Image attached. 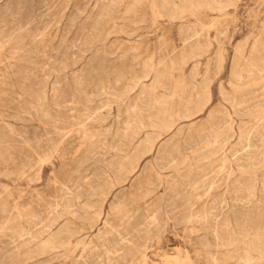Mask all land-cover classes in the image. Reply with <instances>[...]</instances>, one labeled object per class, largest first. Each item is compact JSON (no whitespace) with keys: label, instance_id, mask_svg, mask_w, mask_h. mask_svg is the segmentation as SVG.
I'll list each match as a JSON object with an SVG mask.
<instances>
[{"label":"rangeland","instance_id":"rangeland-1","mask_svg":"<svg viewBox=\"0 0 264 264\" xmlns=\"http://www.w3.org/2000/svg\"><path fill=\"white\" fill-rule=\"evenodd\" d=\"M135 1L0 0V264H264V0Z\"/></svg>","mask_w":264,"mask_h":264},{"label":"bare ground","instance_id":"bare-ground-1","mask_svg":"<svg viewBox=\"0 0 264 264\" xmlns=\"http://www.w3.org/2000/svg\"><path fill=\"white\" fill-rule=\"evenodd\" d=\"M132 1H133V0H132ZM136 1H137V0H136ZM136 1H135V2H136ZM211 1H212V0H211ZM217 1H218V0H217ZM229 1H230V0H229ZM122 2H123V1H122ZM135 2H134V3H135ZM183 2H184V1H183ZM188 2H189V1H188ZM209 2H210V1H209ZM221 2H222V1H221ZM191 3H192V2H191ZM191 3H190V4H191ZM199 3H200V2H199ZM205 3H206V2H205ZM205 3L200 4V6H202V5L205 4ZM211 3H212V2H211ZM68 4H69V2H68ZM135 4H137V3H135ZM159 4H160V3H159ZM171 4H172V3H171ZM226 4H228V3H226ZM191 5H192V4H191ZM194 5H195V4H193V7H195ZM197 5H199V4H197ZM212 5H213V3H212ZM216 5H217V4H216ZM222 5H223V4H222ZM127 6H129V5H127ZM132 6H133V5H132ZM132 6H131V7H132ZM184 6H185V5H184ZM188 6H189V5H188ZM213 6H214V5H213ZM228 6H229V5H228ZM105 7H106V6H105ZM129 7H130V6H129ZM193 7H192V8H193ZM215 7H218V6H215ZM110 8H111V7H110ZM177 8H178V7H177ZM189 8H190V7H189ZM198 8H199V7H198ZM168 9H169V8H168ZM50 10H51V9H50ZM85 10H86V9H85ZM128 10H129V8H128ZM133 10H134V9H133ZM208 10H209V9H208ZM63 12H64V11H63ZM100 12H101V11H100ZM105 12H106V11H105ZM180 12H181V11H180ZM176 13H177V12H176ZM60 14H61V13H60ZM101 15H102V14H101ZM175 15H176V14H175ZM61 16H62V15H61ZM178 16H179V15H178ZM97 17H98V16H97ZM104 17H106V16H104ZM172 17H173V16H172ZM108 18H109V17H108ZM174 18H175V17H174ZM55 22H56V21H55ZM59 23H60V22H59ZM98 23H99V22H98ZM205 27H206V26H205ZM205 29H206V28H205ZM17 31H18V30H17ZM120 32H121V31H120ZM111 33H112V32H111ZM13 34H14V33H13ZM67 34H68V33H67ZM98 36H99V35H98ZM91 37H92V36H91ZM20 38H21V37H20ZM14 39H15V38H14ZM95 39H96V38H95ZM246 39H247V38H246ZM0 40H1V39H0ZM9 40H10V39H9ZM193 40H194V39H193ZM217 40H218V39H217ZM1 41H3V40H1ZM33 41H34V40H33ZM42 41H45V40H42ZM42 41H41V42H42ZM5 43H6V42H5ZM1 44H2V43H1ZM35 44H36V43H35ZM80 44H81V43H80ZM217 44H218V43H217ZM6 45H7V44H6ZM61 45H62V44H61ZM182 45H183V44H182ZM14 46H15V45H14ZM193 46H194V45H193ZM205 46H206V45H205ZM22 47H23V46H22ZM197 47H198V46H197ZM0 48H1V47H0ZM47 48H48V47H47ZM205 48H206V47H205ZM30 49H31V48H30ZM5 50H6V49H5ZM23 50H24V49H23ZM27 50H28V49H27ZM51 51H52V50H51ZM51 51H50V52H51ZM100 51H101V50H100ZM218 51H219V50H218ZM0 52H1V51H0ZM29 52H30V51H29ZM1 53H2V52H1ZM79 53H80V52H79ZM40 54H41V53H40ZM153 54H154V53H153ZM12 55H13V54H12ZM27 55H28V54H27ZM86 55H87V54H86ZM112 55H114V54H112ZM2 57H3V56H2ZM12 57H13V56H12ZM35 57H36V56H35ZM35 57H34V58H35ZM34 58H33V59H34ZM42 58H43V57H42ZM47 58H48V57H47ZM161 58H162V57H161ZM236 58H237V57H236ZM159 59H160V58H159ZM16 60H17V59H16ZM137 60H138V59H137ZM148 60H149V59H148ZM27 61H28V60H27ZM180 61H181V60H180ZM239 61H240V60H239ZM150 62H151V61H150ZM215 62H216V61H215ZM261 63H262V62H261ZM151 64H152V63H151ZM250 64H251V63H250ZM245 65H246V64H245ZM8 66H9V65H8ZM16 66H17V65H16ZM40 66H41V65H40ZM146 66H147V65H146ZM220 66H221V65H220ZM253 66H255V65L253 64ZM263 66H264V65H263ZM174 67H175V66H174ZM247 67H248V66H247ZM261 67H262V66H261ZM30 68H31V67H30ZM244 68H245V67H244ZM26 69H27V68H26ZM64 70H65V69H64ZM104 70H105V69H104ZM77 71H78V70H77ZM253 71H254V70H253ZM255 71H256V70H255ZM24 72H25V71H24ZM153 72H154V71H153ZM191 72H192V71H191ZM231 72H232V71H231ZM237 72H239V71H237ZM60 73H61V72H60ZM103 73H104V72H103ZM196 73H197V72H196ZM205 73H208V72H205ZM244 73H245V72H244ZM218 74H219V72H218ZM109 75H110V74H109ZM157 75H158V74H157ZM75 76H76V75H75ZM194 76H195V75H194ZM205 76H206V75H205ZM233 76H234V75H233ZM145 77H146V76H145ZM158 77H160V76H158ZM158 77H157V79H158ZM1 78H2V77H1ZM194 78H195V77H194ZM155 79H156V78H155ZM81 81H82V80H81ZM99 82H100V81H99ZM158 83H159V82H158ZM181 83H182V82H181ZM204 83H206V82H204ZM208 83H209V81H208ZM55 84H56V83H55ZM45 85H46V84H45ZM153 85H155V84H153ZM153 85H152V86H153ZM109 86H110V85H109ZM191 86H192V85H191ZM94 87H95V86H94ZM116 87H117V86H116ZM153 87H154V86H153ZM153 87H152V88H153ZM177 87H178V86H177ZM179 87H181V85H179ZM101 88H102V87H101ZM219 88H220V87H219ZM134 89H135V88H134ZM50 90H51V89H50ZM103 90H104V89H103ZM206 90H207V89H206ZM223 90H224V89H223ZM223 90H222V91H223ZM144 91H145V90H144ZM152 91H153V89H152ZM146 92H147V91H146ZM242 93H243V92H242ZM253 93H254V92H253ZM1 95H2V94H1ZM38 95H39V94H38ZM121 95H122V94H121ZM143 95H144V94H143ZM220 95H221V94H220ZM66 96H67V95H66ZM73 96H74V95H73ZM107 96H108V95H107ZM257 96H258V95H257ZM27 97H28V96H27ZM163 97H164V96H163ZM166 97H167V96H166ZM192 97H193V96H192ZM208 97H209V96H208ZM208 97H207V98H208ZM233 97H235V96H233ZM253 97H254V96H253ZM34 98H35V97H34ZM168 98H169V97H168ZM254 98H255V97H254ZM209 99H210V98H209ZM209 99H208V100H209ZM33 100H34V99H33ZM42 100H43V99H42ZM60 100H61V99H60ZM119 100H120V99H119ZM144 100H145V99H144ZM160 100H161V99H160ZM167 100H169V99H166V101H167ZM186 100H187V99H186ZM188 100H189V99H188ZM190 100H191V99H190ZM208 100H206V101L208 102ZM227 100H228V99H227ZM263 100H264V99H263ZM45 101H46V100H45ZM65 101H66V100H65ZM36 102H37V101H36ZM36 102H35V103H36ZM188 102H189V101H188ZM197 102H198V101H197ZM203 102H204V101H203ZM240 102H241V101H240ZM245 102H246V101H245ZM256 102H257V101H256ZM258 102H260V100H259ZM71 103H72V102H71ZM85 103H86V102H85ZM154 103H155V101H154ZM156 103H158V102H156ZM163 103H164V102H163ZM167 103H168V102H167ZM190 103H191V102H190ZM234 103H235V102H234ZM253 103H254V102H253ZM253 103H252L251 105H253ZM104 104H105V103H104ZM107 104H108V103H107ZM159 104H160V103H159ZM182 104H184V103H182ZM194 104H195V103H194ZM52 105H53V104H52ZM90 105H91V104H90ZM164 105H165V104H164ZM166 105H167V104H166ZM184 105H187V104H184ZM199 105H200V104H199ZM170 106H172V103L170 104ZM235 106H236V105H235ZM239 106H240V105H239ZM163 107H164V106H163ZM167 107H168V106H167ZM185 107H186V106H185ZM187 107H188V106H187ZM201 107H202V106H201ZM255 107H256V106H255ZM33 108H34V107H33ZM84 108H85V107H84ZM92 108H93V107H92ZM164 109H165V107H164ZM186 109H187V108H186ZM201 109H202V108H200L199 110L201 111ZM226 109H227V108H226ZM243 109H244V108H243ZM253 109H254V108H253ZM74 110H75V109H74ZM157 110H159V109H157ZM157 110H155V111H157ZM189 110H190V109H189ZM257 110H258V109H257ZM140 111H141V110H140ZM140 111H139V112H140ZM227 111H228V109H227ZM236 111H238V110H236ZM76 112H77V111H76ZM252 112H254V110H253ZM66 113H67V112H66ZM183 113H184V111H183ZM208 113H209V112H208ZM234 113H235V112H234ZM83 114H84V113H83ZM159 114H160V113H159ZM159 114L157 113V115H159ZM216 114H217V113H216ZM36 115H37V114H36ZM88 115H89V114H88ZM152 115H153V114H152ZM164 115H165V114H164ZM182 115H184V114H182ZM182 115H181V116H182ZM190 115H192V113H188V114L186 113V116L189 117ZM66 116H67V115H66ZM85 116H86V114H85ZM93 116H94V115H93ZM97 116H98V115H97ZM100 116H101V115H100ZM134 116H135V115H134ZM153 116H155V115H153ZM217 116H218V115H217ZM87 117H88V116H87ZM98 117H99V116H98ZM98 117H97V118H98ZM141 117H142V116H141ZM184 117H185V116H184ZM188 117H187V118H188ZM210 117H211V116H210ZM213 117H214V116H213ZM213 117H212V118H213ZM227 117L230 118V115L227 116ZM99 118H100V117H99ZM99 118H98V119H99ZM161 118H162V117H161ZM166 118H167V117H166ZM180 118H181V117H180ZM13 119H14V118H13ZM91 119H94V118H91ZM147 119H148V118H147ZM157 119H159V118H157ZM162 119H163V118H162ZM78 120H79V119H78ZM134 120H135V119H134ZM159 120H160V119H159ZM222 120H223V119H222ZM222 120H221V121H222ZM226 120H227V119H226ZM96 121H97V119H96ZM128 121H129V120H128ZM137 121H138V119H137ZM149 121H150V120H149ZM155 121H156V120H155ZM170 121H171V123H172V120H170ZM228 121H229V120H228ZM231 121H232V120H231ZM263 121H264V120H263ZM97 122H98V121H97ZM99 122H100V121H99ZM161 122H162V121H161ZM223 122H224V121H223ZM233 122H234V121H233ZM243 122H244V121H243ZM64 123H65V122H64ZM92 123H93V122H92ZM126 123H127V122H126ZM134 123H135V121H134ZM147 123H148V122H147ZM154 123H155V122H154ZM163 123H164V122H163ZM171 123H170V124H171ZM175 123H176V122H175ZM217 123H218V122H217ZM65 124H66V123H65ZM93 124H94V123H93ZM131 124H132V123H131ZM166 124H167V123H166ZM170 124H169V125H170ZM173 124H174V122L172 123V125H173ZM218 124H219V123H218ZM242 124H243V123H242ZM262 124H263V123H262ZM128 125H129V124H128ZM150 125H151V123H150ZM222 125H223V124H222ZM228 125H230V124H228ZM2 126H3V125H2ZM126 126H127V125H126ZM129 126H130V125H129ZM131 126H133V125H131ZM145 126H146V125H145ZM223 126H224V125H223ZM223 126H222V127H223ZM225 126H226V125H225ZM225 126H224V127H225ZM246 126H247V125H246ZM246 126H245V127H246ZM252 126H253V125H252ZM77 127H78V126H77ZM133 127H137V125H136V126H133ZM139 127H140V126H139ZM152 127H153V126H152ZM156 127H157V126H156ZM226 127H227V126H226ZM226 127H225V128H226ZM245 127H244V128H245ZM256 127H257V126H256ZM262 127H263V126H262ZM126 128H127V127H126ZM137 128H138V127H137ZM137 128H136V129H137ZM154 128H155V127H154ZM162 128H163V127H162ZM177 128H178V127H177ZM209 128H211V127H209ZM225 128H224V129H225ZM227 128H228V127H227ZM227 128H226V129H227ZM53 129H54V128H53ZM133 129H134V128H133ZM136 129H135V130H136ZM138 129H139V128H138ZM156 129H157V128H156ZM158 129H159V128H158ZM158 129H157V130H158ZM180 129H181V128H180ZM180 129H179V130H180ZM232 129H233V128H232ZM232 129H230V130H232ZM257 129H259V128H257ZM206 130H207V129H206ZM206 130H205V132H206ZM208 130H209V129H208ZM208 130H207V131H208ZM211 130H212V129H211ZM250 130H251V129H250ZM250 130H249V131H250ZM252 130H253V129H252ZM254 130H255V129H254ZM130 131H132V129H131ZM160 131H161V130H160ZM162 131H163V130H162ZM215 131H216V130H215ZM259 131H261V130H259ZM59 132H60V131H59ZM91 132H92V131H91ZM96 132H97V131H96ZM132 132H133V131H132ZM138 132H139V131H138ZM163 132H164V131H163ZM221 132H223V131H221ZM227 132L229 133V131H227ZM227 132H226V133H227ZM245 132H246V131H245ZM247 132H248V131H247ZM251 132H253V131H251ZM251 132H250V133H251ZM255 132H257V131H255ZM86 133H87V132H86ZM86 133H85V134H86ZM89 133H90V131H89ZM92 133H93V132H92ZM135 133H136V132H135ZM199 133H200V132H199ZM202 133H203V132H202ZM209 133H210V132H209ZM214 133H215V132H214ZM228 133H227V134H228ZM248 133H249V132H248ZM81 134H82V133H81ZM115 134H116V133H115ZM126 134H127V132H126ZM128 134H129V132H128ZM148 134H151V133H148ZM152 134H153V133H152ZM156 134H157V133H156ZM210 134H211V133H210ZM210 134H209V135H210ZM242 134H243V133H242ZM242 134H241V135H242ZM244 134H246V133H244ZM244 134H243V135H244ZM254 134H256V133H254ZM49 135H50V134H49ZM83 135H84V133H83ZM88 135H89V134H88ZM99 135H100V134H99ZM120 135H121V134H120ZM131 135H132V134H131ZM146 135H147V134H146ZM146 135H145V136H146ZM157 135H158V134H157ZM211 135H212V134H211ZM243 135H242V136H243ZM258 135H259V137H260V134H258ZM258 135H256L255 137H258ZM94 136H96V135H94ZM107 136H108V135H107ZM114 136H115V135H114ZM133 136H134V135H132V137H133ZM217 136H218V134H217ZM217 136H215V137H217ZM223 136H226V135L223 134ZM232 136H233V135H232ZM248 136H250V134H248ZM97 137H98V136H97ZM123 137H125V136H123ZM123 137H122L121 139H124ZM147 137H149V136L147 135ZM150 137H151V135H150ZM190 137H191V136H190ZM193 137H194V136H193ZM196 137H197V136H196ZM199 137H200V136H199ZM213 137H214V136H213ZM215 137H214V138H215ZM245 137H246V135H245ZM87 138H88V137H87ZM92 138H93V137H92ZM129 138H130V137H129ZM129 138H128V139H129ZM151 138H152V137H151ZM201 138H202V137H201ZM203 138H204V137H203ZM218 138H219V137H218ZM89 139H90V138H89ZM131 139H132V138H131ZM157 139H158V138H157ZM189 139H190V138H189ZM191 139H192V138H191ZM191 139H190V141H191ZM196 139H197V138H196ZM215 139H216V138H215ZM220 139H221V138H220ZM239 139H240V138H238V140H239ZM243 139H244V138H243ZM247 139H248V138H247ZM254 139H255V138H254ZM257 139H258V138H257ZM145 140H146V139H145ZM183 140H184V139H183ZM193 140H194V139H193ZM213 140H214V139H213ZM221 140H222V139H221ZM227 140H228V139H227ZM248 140H250V139H248ZM248 140H247V141H248ZM92 141H94V138L92 139ZM115 141H116V139H115ZM121 141H122V140H121ZM128 141H129V140H128ZM130 141H131V140H130ZM130 141H129V142H130ZM141 141H142V140H141ZM154 141H156V139H154ZM217 141H219V139H218ZM225 141H226V140H225ZM250 141H251V140H250ZM262 141H263V140H262ZM131 142H132V141H131ZM143 142H144V141H143ZM165 142H166V141H165ZM188 142H189V141H188ZM188 142H187V143H188ZM192 142H193V141H192ZM192 142H191V143H192ZM88 143H89V141H88ZM88 143H87V144H88ZM118 143H119V142H118ZM125 143H126V142H125ZM194 143H195V142H194ZM197 143H198V142H197ZM197 143H196L195 145H197ZM227 143H228V142H227ZM234 143H235V142H234ZM245 143H246V142H245ZM249 143H250V142H249ZM89 144H90V143H89ZM93 144L95 145V143H93ZM192 144H193V143H192ZM192 144H191V145H192ZM205 144H206V143H205ZM213 144H214V141H213ZM215 144H216V143H215ZM223 144H224V143H223ZM251 144H252V143H250V145H251ZM124 145H125V144H124ZM127 145H128V144H127ZM139 145H140V144H139ZM139 145H138V147H139ZM141 145H143V144H141ZM141 145H140V146H141ZM175 145H177V144H175ZM199 145H201V144L199 143ZM199 145H198V147H200ZM224 145H225V144H224ZM224 145H223V146H224ZM117 146H118V145H117ZM121 146H122V145H121ZM153 146H154V143L151 142V140H150V142H149V149H153V148H152ZM173 146H174V145H173ZM173 146H172V147H173ZM213 146H214V145H213ZM213 146H212V147H213ZM221 146H222V145H221ZM240 146H241V145H240ZM252 146H253V145H252ZM252 146H251V147H252ZM29 147H30V146H29ZM88 147H89V146H88ZM124 147H125V146H124ZM124 147H123V148H124ZM130 147H131V146H130ZM175 147H176V146H175ZM193 147H194V146H193ZM195 147H196V146H195ZM198 147H197V148H198ZM203 147H205V146H203ZM247 147H248V145H247ZM55 148H56V147H55ZM116 148H117V147H116ZM116 148H115V149H116ZM118 148H119V147H118ZM140 148H141V147H140ZM145 148H146V147H145ZM191 148H192V147H191ZM219 148H221V147H219ZM236 148H237V147H236ZM245 148H246V147H245ZM53 149H54V148H53ZM119 149H120V148H119ZM121 149H122V148H121ZM137 149H139V148H137ZM143 149H144V147H143ZM175 149H176V148H175ZM178 149H179V148H178ZM194 149H195V148H194ZM204 149H205V148H204ZM234 149H235V148H234ZM126 150H129V149H126ZM139 150H140V149H139ZM145 150H146V149H145ZM176 150H177V149H176ZM179 150H180V149H179ZM191 150H193V149H191ZM201 150H202V149H201ZM219 150H220V149H219ZM245 150H246V149H245ZM254 150H256V149H254ZM261 150H262V149H261ZM98 151H99V150H98ZM102 151H103V150H102ZM117 151H118V149H117ZM132 151H133V150H132ZM149 151H150V150H149ZM177 151H178V150H177ZM257 151H258V150H257ZM259 151H260V150H259ZM114 152H115V151H114ZM125 152H126V151H125ZM241 152H242V151H241ZM248 152H249V151H248ZM32 153H33V152H32ZM134 153H135V151H134ZM141 153H142V152H141ZM195 153H196V152H195ZM206 153H208V151H207ZM234 153H236V152L234 151L233 154H234ZM239 153H240V152H239ZM245 153H246V152H245ZM261 153H262V152H261ZM40 154H41V153H40ZM120 154H121V153H120ZM122 154H124V153H122ZM125 154H126V153H125ZM135 154H137V153H135ZM138 154H139V153H138ZM146 154H147V152H146ZM231 154H232V153H231ZM251 154H252V153H251ZM114 155H115V154H114ZM116 155H117V154H116ZM129 155H130V154H129ZM243 155H244V154H242V156H243ZM259 155H260V154H259ZM259 155H258V156H259ZM131 156H132V155H131ZM212 156H214V155H212ZM223 156H224V155H223ZM223 156H222V158L220 159V166H221V167L225 165V164H224V157H223ZM235 156H236V155H235ZM242 156H239V157L241 158ZM255 156H256V155H255ZM263 156H264V155H263ZM121 157H122V156H121ZM209 157H210V156H209ZM214 157H215V156H214ZM237 157H238V156H237ZM248 157H250V156H248ZM251 157H252V155H251ZM30 158H32V157H30ZM122 158H123V157H122ZM129 158H130V157H129ZM129 158H128V159H129ZM226 158H228V157H226ZM233 158H234V156L232 157V159H233ZM9 159H10V158H9ZM42 159H43V158H42ZM118 159H119V158H118ZM218 159H219V158H218ZM238 159H239V158H238ZM250 159H252V158H250ZM43 160H44V159H43ZM119 160H120V159H119ZM131 160H132V159H131ZM229 160H230V159H229ZM247 160H248V158H247ZM115 161H116V159H115ZM123 161H125V160H123ZM249 161H250V160H249ZM112 162H114V161H112ZM118 162H119V161H118ZM129 162H130V161H129ZM234 162H235V161H234ZM247 162H248V161H247ZM259 162H260V161H259ZM259 162H258V164H261V163H259ZM125 163L130 164V163H128V162H125ZM132 163H133V162H132ZM212 163H213V162H212ZM218 163H219V162H218ZM226 163H227V162H226ZM228 163H229V162H228ZM236 163H237V162H236ZM241 163H242V162H241ZM245 163H246V161H245ZM254 163H255V162H254ZM114 164H116V162H114ZM127 164H126V165H127ZM137 164H138V162L136 161L135 163L131 164L132 166H131L130 168H125L123 165H121V166L119 165V166L122 168V172L125 171V172H124L125 174H124V177H123L122 180H125V179L129 176L128 174H129L132 170H134V169L137 167ZM249 164H250V163H249ZM126 165H125V166H126ZM194 165H195V164H194ZM197 165H198V164H197ZM230 165H231V164H230ZM256 165H257V164H256ZM108 166H109V165H108ZM225 166H227V165H225ZM234 166H235V165H234ZM257 166H258V165H257ZM202 167H203V166H202ZM230 167H232V166H230ZM244 167H245V165H244ZM105 168H107V167H105ZM212 168H213V167H212ZM238 168H239V167H238ZM241 168H243V167H241ZM245 168H246V167H245ZM249 168H250V165H249ZM254 168H255V167H254ZM108 169H110V168H108ZM196 169H197V168H196ZM98 170H99V169H98ZM102 170H103V169H102ZM112 170H114V169H112ZM112 170H111V171H112ZM203 170H205V169H203ZM100 171H101V170H100ZM107 171H108V170H107ZM117 171H118V170H117ZM194 171H195V170H194ZM197 171H198V170H197ZM250 171H252V170H250ZM255 171H256V170H255ZM37 172H38V171H37ZM97 172H98V171H97ZM103 172H104V171H103ZM109 172H110V171H109ZM198 172H199V171H198ZM202 172H203V171H202ZM218 172H219V171H218ZM95 173H96V172H95ZM110 173H111V172H110ZM192 173H193V172H192ZM199 173H200V172H199ZM230 173H231V172L227 171V173H226L227 178H228V176H230ZM189 174L191 175V173H189ZM222 174H223V173H222ZM212 175H213V174H212ZM217 175H218V174H217ZM36 176H37V175H36ZM100 176H101V175H100ZM117 176H118V173H117ZM207 176H208V175H207ZM29 177H30V176H29ZM94 177H95V176H94ZM118 177H119V176H118ZM118 177H117V178H118ZM187 177H188V176H187ZM193 177H194V176H193ZM230 177H231V176H230ZM256 177H257V176H256ZM263 177H264V176H263ZM147 178H149V177H147ZM147 178H146V179H147ZM189 178H191V177H189ZM194 178H195V177H194ZM198 178H199V177H198ZM198 178L196 177V179H198ZM92 179H93V178H92ZM100 179H101V178H100ZM100 179H98V180H100ZM103 179H104V177H103ZM103 179H102V180H103ZM108 179H109V178H108ZM146 179H145V180H146ZM192 179H193V178H192ZM224 179H225V178H224ZM228 179H229V178H228ZM249 179H250V178H249ZM249 179H247V180H249ZM252 179H253V178H252ZM255 179H256V178H255ZM89 180H90V179H89ZM114 180H115V179H114ZM186 180H187V179H186ZM201 180H202V179H201ZM261 180H262V178H261ZM139 181H140V180H139ZM147 181H148V180H147ZM188 181H189V180H188ZM225 181H226V180H225ZM236 181H237V180H236ZM250 181H251V180H250ZM252 181H254V180H252ZM51 182H52V181H51ZM90 182H91V180H90ZM90 182H88V183H90ZM99 182H100V181H99ZM182 182H183V181H182ZM220 182H221V181H220ZM254 182H255V181H254ZM256 182H257V181H256ZM262 182H263V181H262ZM262 182H261V183H262ZM69 183H70V182H69ZM116 183H118V182H116ZM185 183H187V181H186ZM185 183H184V184H185ZM244 183H245V182H244ZM244 183H243V184H244ZM85 184H86V182H85ZM112 184H113L112 181H107V182H105L102 186L99 185L100 187H99V189H98V192H99V195H100L103 199H105L106 195L108 194V192H109V190H110V187H112ZM175 184H176V183H175ZM177 184H178V183H177ZM179 184H180V183H179ZM182 184H183V183H182ZM190 184H191V183H190ZM237 184H239V183H237ZM241 184H242V183H241ZM247 184H249V183H247ZM145 185H146V184H145ZM224 185H225V184H224ZM232 185H233V184H232ZM244 185H245V184H244ZM251 185H252V184H251ZM84 186H85V185H84ZM92 186H94V184H93ZM167 186H168V185H167ZM177 186H178V185H177ZM227 186H228V185H227ZM227 186H226V188H227ZM230 186H231V185H230ZM234 186H235V185H234ZM246 186H247V185H246ZM248 186H249V185H248ZM262 186H263V184H262ZM77 187H78V186H77ZM94 187H95V186H94ZM138 187H140V186H138ZM141 187H142V186H141ZM241 187H242V186H241ZM252 187H255V186H252ZM64 188H65V187H64ZM80 188H81V186H80ZM170 188H171V187H170ZM226 188H225V189H226ZM238 188H239V187H238ZM238 188H237V189H238ZM250 188H251V186H250ZM261 188H264V187H261ZM261 188H260V189H261ZM85 189H86V188H85ZM85 189H84L83 191H85ZM172 189H174V188H172ZM227 189H228V188H227ZM234 189H235V188H234ZM87 190H88V189H87ZM87 190H86V191H87ZM90 190H91V189H90ZM230 190H231V189H230ZM86 191H85V192H86ZM138 191H139V190H138ZM239 191H240V190H239ZM248 191H249V190H248ZM77 192H78V190H77ZM87 192H88V191H87ZM90 192H91V191H90ZM92 192H93V191H92ZM228 192H229V191H228ZM235 192H236V191H235ZM235 192H233V193H235ZM254 192H255V191H254ZM64 193H65V192H64ZM69 193H70V192H69ZM75 193H76V192H75ZM81 193H82V192H81ZM204 193H205V192H204ZM239 193H240V192H239ZM241 193H242V192H241ZM243 193H244V195H248L247 192H244V191H243ZM245 193H246V194H245ZM262 193H263V192H262ZM76 194H77V193H76ZM79 194H80V193H79ZM87 194H88V193H87ZM91 194H92V193H91ZM254 194H255V193H254ZM254 194H253V195H254ZM64 195H65V194H64ZM66 195H67V194H66ZM82 195H83V194H82ZM144 195H145V194H144ZM228 195H229V194H228ZM255 195H256V194H255ZM261 195H262V194H261ZM261 195H260V196H261ZM89 196H90V195H89ZM89 196H88V197H89ZM235 196H236V195H235ZM73 197H74V196H73ZM93 197H94V196H93ZM98 197H99V196H98ZM232 197L234 198V196H232ZM242 197H243V196H242ZM252 197H253V196H252ZM252 197H251V198H252ZM69 198H70V197H69ZM82 198H83V197H82ZM223 198H224V197H223ZM247 198H248V197H247ZM260 198L263 200L262 197H260ZM58 199H59V198H58ZM67 199H68V198H66V200H67ZM71 199H72V198H71ZM71 199H70V200H71ZM76 199H77V198H76ZM214 199H215V198H214ZM239 199H240V198H239ZM245 199H246V198H245ZM62 200L65 201L64 198H63ZM77 200H79V198H78ZM83 200H84V199H83ZM191 200H192V199H191ZM233 200H234V199H233ZM248 200H249V199H248ZM72 201H73V199H72ZM84 201H85V200H84ZM93 201H94V200H93ZM189 201H190V200H189ZM245 201H246V200H245ZM250 201H251V200H250ZM260 201H261V200H260ZM242 202H243V201H242ZM258 202H259V198H258ZM58 203H59V202H58ZM58 203H57V205H58ZM60 203H61V202H60ZM84 203H85V202H84ZM190 203H191V202H190ZM192 203H193V202H192ZM213 203H214V202H213ZM249 203L251 204V202H248V204H249ZM263 203H264V202H263ZM73 204H74V203H73ZM85 204H87V203H85ZM193 204H194V203H193ZM203 204H204V203H203ZM203 204H202V205H203ZM231 204H234V203H231ZM242 204H243V203H242ZM255 204H256V203H255ZM258 204H259V203H258ZM14 205H15V204H14ZM57 205H56V206H57ZM71 205H72V203L69 202V201L66 202V203H64L63 209L65 210V212L67 211V213H68L69 210H71V209H70V208H71V207H70ZM82 205H83V204H82ZM202 205H201V207L204 206V205H203V206H202ZM237 205H238V204H237ZM253 205H254V204H253ZM58 206H59V205H58ZM61 206H62V205H61ZM76 206H77V205H76ZM79 206L81 207V205H79ZM83 206H84V205H83ZM189 206H191V205H189ZM205 206H206V204H205ZM233 206H234V205H233ZM248 206H249V205H248ZM255 206H256V205H255ZM255 206H254V207H255ZM260 206H261V205H260ZM77 207H78V206H77ZM85 207H86V206H85ZM201 207H200V208H201ZM206 207H207V206H206ZM209 207H210V206H209ZM231 207H232V206H231ZM236 207H237V206H236ZM240 207H241V206H240ZM252 207H253V206H252ZM258 207H259V205H258ZM258 207H257V208H258ZM262 207H263V206H262ZM220 208H221V207H220ZM222 208H223V207H222ZM232 208H233V207H232ZM250 208H251V207H250ZM257 208H256V209H257ZM78 209H79V208H78ZM81 209H82V208H81ZM81 209H80V210H81ZM87 209H88V208H87ZM191 209H192V208H191ZM207 209H208V207H207ZM248 209H249V207H248ZM261 209H262V208H261ZM263 209H264V208H263ZM61 210H62V209H61ZM61 210H60V211H61ZM197 210H198V209H197ZM204 210H205V209H204ZM214 210H215V209H214ZM229 210H230V209H229ZM234 210H235V208H234ZM249 210H250V209H249ZM58 211H59V209H58ZM60 211H59V212H60ZM88 211H89V209H88ZM147 211H148V210H147ZM199 211H201V210H199ZM207 211H209V210H207ZM224 211H225V210H224ZM255 211H256V210H255ZM258 211H261V210H258ZM61 212H63V210H62ZM196 212H197V211H196ZM201 212H204V211H201ZM218 212H219V211H218ZM227 212H229V211L227 210ZM227 212H226V213H227ZM237 212H238V211H236V213H237ZM240 212H242V211H239V213H240ZM252 212H254V211L252 210ZM262 212H263V211H262ZM74 213H75V212H74ZM76 213H77V212H76ZM76 213H75V215H76ZM94 213H95V212H94ZM188 213H189V211H188ZM190 213H192V212L190 211ZM199 213H200V212H199ZM199 213H197V214H199ZM222 213H224V212L222 211ZM231 213H232V212H231ZM242 213H243V212H242ZM254 213H255V212H254ZM260 213H261V212H260ZM58 214H60V213H58ZM78 214H79V213H78ZM186 214H187V213H186ZM186 214H185L184 216H186ZM204 214H206V213L204 212ZM210 214H212V213H210ZM227 214L229 215V213H227ZM227 214H226V216H227ZM249 214H250V212L248 211V215H249ZM255 214L257 215V213H255ZM68 215H69V214H68ZM73 215H74V214H73ZM73 215H72V216H73ZM81 215H82V214H81ZM90 215H91V214H90ZM191 215H192V214H191ZM199 215H200V214H199ZM199 215H198V217H199ZM202 215H203V214H202ZM224 215H225V214H224ZM224 215H223V216H224ZM241 215H242V214H241ZM261 215H262V214H261ZM261 215H260V216H261ZM263 215H264V214H263ZM95 216L98 217V214H96ZM188 216H189V215H188ZM193 216H194V215H193ZM211 216H212V215H211ZM250 216H252V215H250ZM250 216H249L248 218H250ZM253 216H255V215H253ZM253 216H252V217H253ZM257 216H258V215H257ZM257 216H256V217H257ZM66 217H67V216H66ZM69 217H70V216H69ZM69 217H67V218H69ZM86 217H87V216H86ZM91 217H92V216H91ZM91 217H90V218H91ZM150 217H151V216H150ZM189 217H191V216H189ZM189 217H188V218H189ZM196 217H197V216H196ZM205 217H206V216H204V218H205ZM221 217H222V216H221ZM221 217H220V219H221ZM233 217H234V216H233ZM241 217H242V216H241ZM244 217H245V216H244ZM246 217H247V216H246ZM258 217H259V216H258ZM70 218H71V217H70ZM148 218H149V217H148ZM186 218H187V217H186ZM194 218H195V217H194ZM204 218H202L201 220H203ZM207 218H210V217L208 216ZM225 218H226V217H225ZM227 218H228V216H227ZM237 218H238V217H237ZM237 218H235V219H237ZM239 218H240V217H239ZM239 218H238V219H239ZM242 218H243V217H242ZM261 218L263 219V217H261ZM87 219H88V218H87ZM143 219H144V218H143ZM190 219H191V218H190ZM240 219H241V218H240ZM240 219H239V220H240ZM257 219H258V218H257ZM91 220H92V219H91ZM147 220H148V219H147ZM195 220H196V219H195ZM210 220H212V219H210ZM210 220H209V221H210ZM222 220H224V219H222ZM226 220H227V219H226ZM228 220H229V219H228ZM241 220H242V223H244V222H243V219H241ZM244 220H245V218H244ZM246 220H247V219H246ZM246 220H245V221H246ZM251 220H254V217H253V219H250V221H251ZM259 220H261V219L259 218ZM77 221H81V220H77ZM83 221H85V220H83ZM105 221H106V220H104L103 223H105ZM120 221H121V219H120ZM190 221H192V220H190ZM205 221H206V219H205ZM262 221H263V220H262ZM67 222H68V220H67ZM219 222H220V221H219ZM224 222H225V221H224ZM238 222H240V221H238ZM256 222H257V221H256ZM256 222H255V223H256ZM260 222H261V221H260ZM108 223H109V222H108ZM137 223H138V216H135V217H133L132 219L129 218V222H128L127 224H131L130 226L133 227V226H136ZM143 223H144V222H143ZM214 223H215V222H214ZM229 223H230V221H229ZM247 223H248V222H247ZM251 223H253V221H252ZM255 223H254V224H255ZM257 223H258V222H257ZM125 224H126V223H125ZM146 224L148 225V221H147ZM67 225H68V224H67ZM141 225H142V224H141ZM209 225H210V224H209ZM218 225H219V224H218ZM225 225H226V224H225ZM228 225H229V224H228ZM244 225H245V223H244ZM246 225H247V224H246ZM258 225H259V224H258ZM241 226H242V225H241ZM252 226H253V225H252ZM256 226H257V225H256ZM73 227H74V226H73ZM110 227H112V226H110ZM216 227H217V226H216ZM216 227H215V228H216ZM220 227H221V226H220ZM227 227H228V226H227ZM259 227H260V226H259ZM259 227H257V228L253 227V228L258 229ZM33 228H35V227H33ZM66 228H67V227H66ZM112 228H114V227H112ZM126 228H127V226H126ZM142 228H143V226H142ZM215 228H214V229H215ZM239 228H240V227H239ZM246 228H247V226H246ZM76 229H77V228H76ZM123 229H124V228H123ZM111 230H112V229H111ZM114 230H115V229H114ZM133 230H134V229H133ZM191 230H192V228H191ZM215 230H217V228H216ZM228 230H229V229H228ZM231 230H232V229H230L229 231H231ZM241 230H242V229H241ZM250 230H251V229H250ZM115 231H116V230H115ZM126 231H128V230H126ZM136 231H137V230H136ZM143 231H144V234H145V235H148V226L145 227V230H143ZM242 231H245V230L243 229ZM246 231H247V230H246ZM248 231H249V230H248ZM248 231H247V232H248ZM69 232H70V231H69ZM116 232H118V230H117ZM128 232H129V231H128ZM224 232H225V231H224ZM234 232H235V231H234ZM238 232H241V231H238ZM247 232H246V234H247ZM250 232H251V231H250ZM250 232H249V233H250ZM261 232H262V231H261ZM110 233H111V232H110ZM118 233H119V232H118ZM141 233H143V232L141 231ZM216 233H217V232H216ZM232 233H233V232H232ZM232 233H230V234H232ZM242 233H243V232H242ZM24 234H25V233H24ZM28 234H29V233H28ZM136 234H137V233H136ZM225 234H226V233H225ZM235 234H236V233H235ZM73 235H74V234H73ZM115 235H116V233H115ZM213 235H214V234H213ZM237 235H239V233H238ZM237 235H236V237H237ZM250 235H251V234H250ZM258 235H260V234L258 233ZM261 235H262V234H261ZM117 236H118V235H117ZM130 236H131V234H130ZM130 236H129V237H130ZM220 236H221V235H220ZM230 236H231V235H230ZM232 236H233V235H232ZM244 236H245V235H244ZM254 236H255V235H254ZM227 237H228V236H227ZM238 237H239V236H238ZM238 237H237V238H238ZM249 237H250V236H249ZM258 237H259V236H258ZM260 237H261V236H260ZM263 237H264V236H263ZM115 238H117V237H115ZM119 238L122 239V237H120V236H119ZM134 238H135V237H134ZM214 238H215V237H214ZM225 238H226V237H225ZM231 238H232V237H231ZM97 239H98V238H97ZM132 239H133V237H132ZM139 239H140V238H139ZM218 239H219V237H218ZM222 239H224V238H222ZM226 239H227V238H226ZM228 239H229V238H228ZM241 239H242V238H241ZM248 239H249V238H248ZM111 240H112V239H111ZM124 240H127V239H124ZM234 240H235V239H234ZM239 240H240V239H238V241H239ZM118 241H119V240H118ZM120 241H121V240H120ZM120 241H119V242H120ZM204 241H205V239H204ZM216 241H217V240H216ZM219 241H220V240H219ZM240 241L242 242L243 240H240ZM240 241H239V242H240ZM248 241H249V240H248ZM248 241H247V242H248ZM27 242H28V241H27ZM130 242H131V240H130ZM201 242H203V239H202V241H200V243H201ZM205 242H206V241H205ZM213 242H214V240H213ZM230 242H231V241H230ZM234 242H235V241H234ZM247 242H246V243H247ZM250 242H251V241H250ZM253 242L255 243V241H253ZM13 243H14V242H13ZM28 243H29V242H28ZM49 243H51V242H49ZM120 243H121V242H120ZM236 243H237V242H236ZM243 243H244V242H243ZM246 243H245V244H246ZM254 243H252L253 246H254ZM29 244H30V243H29ZM132 244H134V243L132 242L131 245H132ZM211 244H212V243H211ZM214 244H215V243H214ZM218 244H219V243H218ZM218 244H216V245H218ZM228 244H229V243H228ZM228 244H227V245H228ZM241 244H242V243H241ZM241 244H240V245H241ZM207 245H209V244H207ZM207 245H206V246H207ZM230 245H232V243H231ZM230 245H228V246H230ZM43 246H44V245H43ZM47 246H48V244H47ZM100 246H101V245H100ZM124 246H125V245H124ZM126 246H127V245H126ZM137 246H138V245H137ZM137 246H134L133 248H128V252H130L131 254H134L135 252L139 251ZM202 246H203V245H202ZM221 246H222V245H221ZM233 246H234V245H233ZM248 246H249V244H248ZM255 246H256V245H255ZM44 247H45V246H44ZM204 247H205V246H204ZM213 247H214V246H213ZM225 247H226V246H225ZM238 247H239V246H238ZM241 247H243V245H242ZM250 247H251V244H250ZM144 248H145V246H144ZM236 248H237V247H236ZM239 248H240V247H239ZM245 248H247V247H245ZM245 248H243V249L245 250ZM248 248H249V247H248ZM248 248H247V249H248ZM251 248H252V247H251ZM256 248H257V247H256ZM260 248H261V246H260ZM262 248H263V247H262ZM124 249H125V248H124ZM247 249H246V250H247ZM258 249H259V248H258ZM112 250H114V249H112ZM207 250H208V249H207ZM250 250H251V249L249 248V251H250ZM252 250H255V249H252ZM260 250H261V249H260ZM116 251H117V250H116ZM121 251H122V250H121ZM121 251H120V252H121ZM146 251H147V250H146ZM185 251H186V250H185ZM210 251H211V250H210ZM232 251H233V250H232ZM236 251H237V250H236ZM261 251H262V250H261ZM263 251H264V250H263ZM86 252H87V251H86ZM207 252H209V251H207ZM229 252H230V251H229ZM238 252H239V250H238ZM96 253H97V252H96ZM109 253H110V252H109ZM220 253H221V252H220ZM222 253H223V252H222ZM233 253H234V251H233ZM236 253H237V252H236ZM245 253H246V252H245ZM262 253H263V252H262ZM107 254H108V252H107ZM119 254H121V253H119ZM231 254H232V253H231ZM239 254H240V253H239ZM243 254H244V252H243ZM243 254H242V255H243ZM246 254H247V253H246ZM246 254H245L244 256H246ZM112 255H116V253H115V254L112 253ZM134 255H135V254H134ZM220 255H221V254H220ZM224 255H225V254H224ZM240 255H241V254H240ZM249 255H250V254H249ZM81 256H82V255H81ZM163 256H164V255H163ZM178 256H179V255H178ZM209 256H210V255H209ZM233 256H234V255H233ZM107 257H110V256H107ZM213 257H214V256H213ZM225 257H226V256H225ZM229 257H230V255H229ZM229 257H226V258L228 259ZM235 257L238 258V256H235ZM121 258H122V257H121ZM178 258H179V257H177L176 260H178ZM204 258H205V257H204ZM259 258H260V257H259ZM187 259H188V258H187ZM206 259H207V258H206ZM218 259H219V258H218ZM229 259H230V258H229ZM229 259H228V260H229ZM256 259H257V258H256ZM256 259H255V260H256ZM112 260H114V259H112ZM118 260H119V259H118ZM134 260H135V259H134ZM183 260H184V259H183ZM204 260H205V259H204ZM249 260H250L249 257L245 258L243 264H250ZM25 261H26V260H25ZM107 261H108V260H107ZM110 261H111V260H110ZM131 261L133 262L132 259H131ZM187 261H188V260H187ZM206 261H207V260H206ZM241 261H242V260H241ZM258 261H259V260H258ZM115 262H116V261H115ZM132 262H130V263H132ZM178 262H180V261H178ZM242 262H243V261H242ZM252 262H253V261H252ZM155 263H156V262H155ZM188 263H189V261H188ZM209 263H210V262H209ZM109 264H110V263H109ZM111 264H112V262H111ZM179 264H180V263H179ZM215 264H216V263H215ZM241 264H242V263H241Z\"/></svg>","mask_w":264,"mask_h":264}]
</instances>
